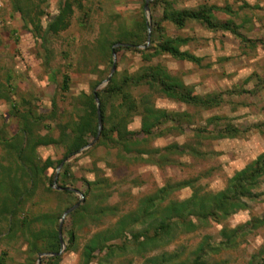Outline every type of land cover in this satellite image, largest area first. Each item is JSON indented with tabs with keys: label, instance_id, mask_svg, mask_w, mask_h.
Instances as JSON below:
<instances>
[{
	"label": "trees",
	"instance_id": "obj_1",
	"mask_svg": "<svg viewBox=\"0 0 264 264\" xmlns=\"http://www.w3.org/2000/svg\"><path fill=\"white\" fill-rule=\"evenodd\" d=\"M7 1L13 12L20 15L24 30L34 36L39 46L36 54L48 81L56 86L59 94L67 95L71 87L68 72L70 65L53 68L54 56L49 45L52 38L70 27L75 11L82 12L78 21L79 24L83 22L87 16L83 12V0H57L58 10L52 17L47 16L43 9L50 0ZM140 1L142 9L146 1H149L150 9L161 5L158 20L152 16L150 44L145 47L148 26L142 17L141 23L135 24L129 31L121 32L116 39L109 35L101 36L97 49L101 58L108 59L109 65L112 64V51L124 49L137 53L142 66L133 74L125 72L120 76L113 75L102 89H94L90 93L81 92L72 98L75 111L66 116L65 111L60 113L62 119L55 124L58 130L56 137L50 134L51 122H55L59 115L55 97L51 99L48 114L37 112L31 102L25 99L21 105L10 102L9 114L17 120L18 131L8 136L0 128V246L17 239L25 246L24 264H36L39 254L52 255L60 250L59 220L66 210L76 204L71 203L74 192L68 189L77 181L67 162L69 159L89 154L99 146L115 149L117 157L127 164L140 162L160 168L182 165L174 156H203L197 148L199 140L192 144L187 142L163 148L149 147V142L153 139L172 131L181 134L192 123V116L186 112L158 108L155 105L157 96L195 109L215 108L222 102L221 94L206 97L195 94L191 86L173 76L165 65L154 63L155 59L163 56L195 65L201 63V58L182 50V47L190 43V38L166 34L167 26L181 30L188 22H196L209 31L227 32L243 43L254 46L259 43L264 47L263 41L246 38L232 21H221L215 17V12L229 11L228 8L204 4L197 9H176L174 6L177 0ZM45 17L48 18L43 24L42 19ZM116 44L120 46L113 49ZM94 96L99 101L102 129L94 147L84 149L97 136L98 118ZM135 117L140 119V129L137 132L129 129ZM224 120L226 118L210 117L207 124L213 125V129L200 127L193 130V134L197 139L206 134L205 138L216 140L236 138L242 134L243 131L230 123L219 127ZM41 128L46 129L47 133L40 134ZM46 146L60 148L62 159L42 160L37 149ZM81 149L84 150L80 151ZM61 163L62 172L58 175L55 188V174L51 177L47 172L49 169H57ZM93 171L94 180L79 178L78 181L84 188L81 192L84 200L66 217L69 222L62 227L64 253L76 251L83 237L77 264H113L114 260L128 254L133 256L128 264H222L223 262L211 263L209 258L234 249L240 240L264 226V216L252 218L235 228L223 227L219 232L220 241L216 243L212 242L210 236H203L196 249L190 253L186 254L182 248L177 252L165 251L158 254V250L170 245L181 235L209 228L212 223L221 224L239 210L248 209L249 202L263 201V194L258 189L264 178V153L229 178L221 191H208L198 185V179L202 175L168 181L152 193L139 198L135 206L127 210H123L119 204L109 203L113 195V183L100 176L96 168ZM41 186L67 202L59 214L32 212L31 202ZM186 188L192 190L188 198L179 200L174 197L176 192ZM78 200L79 198L77 202ZM107 223L108 226H105ZM7 255L6 252H1L0 263ZM261 255L253 256L248 264H264V257ZM61 257L62 255L43 257L41 264H60ZM133 258L136 260L133 261Z\"/></svg>",
	"mask_w": 264,
	"mask_h": 264
},
{
	"label": "rangeland",
	"instance_id": "obj_2",
	"mask_svg": "<svg viewBox=\"0 0 264 264\" xmlns=\"http://www.w3.org/2000/svg\"><path fill=\"white\" fill-rule=\"evenodd\" d=\"M57 2L53 0L46 7L47 10L50 9L46 12L48 16L57 13ZM83 3L85 6L83 12L87 14L83 22L79 24L78 21L83 15L82 12L75 11L70 27L59 36L52 38L49 45L54 56L53 68L70 65L68 71L71 78L70 92L62 95L43 73L41 60L36 54L39 46L32 34H23L26 45L21 51L15 52V31L12 32L15 13L9 1L0 0V128L8 136L18 131L17 120L9 114L10 102L21 104L25 99L31 102V106L37 112L48 114L51 110V99L55 97L59 115L55 122H51L50 134L56 137L58 130L55 124L62 119L60 113L65 111L66 116L75 111V102L72 98L81 92L90 93L94 89H102L105 86L104 80L110 75L112 64L109 65L107 58H101L97 49L101 36L109 35L116 39L121 32L129 31L135 27V24L141 23L142 17L148 26V22L152 25V16L158 20L161 14V5L154 6L153 9L148 7V12H145L140 0H83ZM204 4L228 8L229 11L215 12V17L221 21H232L246 38L264 42V0H177L174 7L197 9ZM45 21L44 18L43 24ZM166 34L190 38V43L182 47V50L201 58V63L195 65L169 56L157 58L154 63L165 65L173 76L191 86L195 94L201 97L221 94L222 102L215 108L195 109L157 96L155 105L158 108L186 112L192 116V123L186 126L181 134L172 131L161 138L153 139L149 142V147L163 148L170 144L182 145L187 142L192 144L199 140L197 148L201 150L203 156H174L183 164L160 168L140 162L127 164L117 157L115 149L99 146L89 154L77 155L68 161L65 160L70 163L71 172L77 180L72 183L70 189L83 192L84 188L78 181L79 178L94 180L93 170L96 168L100 176L108 178L113 183V195L109 203L119 204L123 210H127L134 207L139 198L152 193L168 181L202 175L198 179V185L208 191H221L229 178L264 153V125H262L264 123V47L259 43L255 46L243 43L227 32L209 31L196 22H188L181 30L167 26ZM28 42L34 44V50H28ZM114 53V58L111 54L112 63L113 60L115 62L112 76L115 74L120 76L125 72L133 74L142 66L141 58L137 53L124 49ZM22 61L25 63L23 64ZM18 65L22 74L27 73L21 78L25 86L19 88L17 86L20 85L15 82V68L18 69ZM27 66H29L28 71ZM57 79L60 81V76ZM16 80L21 81L20 77ZM215 116L226 118L219 127L230 123L243 131L242 134L236 138L218 140L205 138L206 134H204L205 137L197 139L193 130L200 127L212 130L213 125L208 126L207 120ZM129 129L134 132L139 131L138 117L132 120ZM39 133L44 135L47 130L41 128ZM95 143L90 148L94 147ZM37 153L42 160L62 159V151L56 146L39 147ZM56 171L57 169H49L47 175L52 177L56 175ZM258 190L263 194L261 198H264V178ZM191 191L189 188L183 189L176 192L174 197L179 200L186 199ZM78 198L79 195L74 193L71 203H77ZM66 204L61 196L50 193L41 186L31 202V209L34 213L44 211L57 215ZM248 205V209L239 210L221 224L212 223L209 228L198 230L193 234L181 235L170 245L158 250V254L165 251L177 252L182 248L186 254L190 253L196 249L203 236H210L212 242L216 243L220 241L219 232L223 227L235 228L252 218L264 216V200L249 202ZM68 222L69 219L65 218L63 225ZM83 242L81 237L76 251L63 253L60 264H77ZM5 245L2 244L0 251L4 250ZM8 245V255L4 257L5 264H24L25 247L22 243L14 238ZM262 251H264V226L246 236L244 240H240L234 249L210 257L209 261L223 262L222 264H248L255 255L262 254L263 258ZM132 257L129 254L125 255L124 258L114 260L113 264H128Z\"/></svg>",
	"mask_w": 264,
	"mask_h": 264
},
{
	"label": "water",
	"instance_id": "obj_3",
	"mask_svg": "<svg viewBox=\"0 0 264 264\" xmlns=\"http://www.w3.org/2000/svg\"><path fill=\"white\" fill-rule=\"evenodd\" d=\"M148 2L149 1H146L145 4H144V11L145 12H148ZM150 40H151V27H150L149 22H148L147 39H146V45H145V47H147L150 44ZM119 45L120 44L114 45L113 49L115 47L119 46ZM114 56H115V53H114V51H112V57L114 58ZM114 70H115V62L113 60L110 75L107 77L106 80H104V82H103L104 84H107L109 82L110 78L112 77V74H113ZM94 97H95V103H96V108H97V118H98L97 119V136H96L95 140L93 142H91L88 146H86L84 149L90 148L98 140L99 135H100V132H101V129H102V123H101V117H100V109H99V101H98V98L96 96H94ZM84 149H81L80 151H82ZM62 165H63V163L59 164V166L57 168L56 175H55V178H54V187L56 186L57 178H58V175H59V170L62 167ZM57 189L58 190H62V188H57ZM68 189L70 191H73L77 195H79V200H78V202L74 206H72L71 208H69L68 210H66L62 214V216H61V218L59 220L58 237H59V241H60V250H59L58 253L52 254V255L51 254H39L36 264H41V258H43V257L61 256L64 253V251H65V244H64V241H63V238H62V225H63V221H64V219L70 213H72L73 211H75L82 204V201L84 200V197H83V195L80 192H78L77 190H74V189H70V188H68Z\"/></svg>",
	"mask_w": 264,
	"mask_h": 264
},
{
	"label": "crops",
	"instance_id": "obj_4",
	"mask_svg": "<svg viewBox=\"0 0 264 264\" xmlns=\"http://www.w3.org/2000/svg\"><path fill=\"white\" fill-rule=\"evenodd\" d=\"M53 0H50L48 3H47V5H45V8H44V10H45V12H48L50 9H46V7L49 5V3H51ZM58 3V2H57ZM47 14V13H46ZM48 16V15H47ZM49 17H52V16H49ZM48 17H45V19H47ZM44 19V18H43ZM43 19H42V21H43ZM12 27H13V30H12V32H14L15 31V40H14V43H15V41H18L17 42V44H15V52H17V51H21V49H23V47L26 45V44H24L25 42H24V40L25 39H23L25 36H23V34L24 33H27V34H29L30 32H28V31H26V30H24V28H23V22H22V20H21V18H20V15L19 14H17V13H15V24L13 23L12 24ZM31 34V33H30ZM27 39V38H26ZM27 46H28V50L29 49H33L34 50V44L33 45H31V44H29V42H28V44H27ZM22 63L24 64L25 63V61H22ZM20 64V63H19ZM21 65V64H20ZM18 69H16L15 68V82H17L20 86H17L18 88L19 87H21V86H25V84H24V82H22L23 81V79H21L23 76H25V75H27V73H21L20 72V66L18 65V67H17ZM29 70V66H27V71ZM20 77V80L21 81H19V80H16L17 78H19ZM28 80V79H27ZM21 99H24V98H21ZM15 104H17V105H21L19 102L18 103H16L15 102ZM3 244V243H2ZM2 244H1V246H2ZM5 244V243H4ZM9 242L8 243H6V245H5V248H4V250H1L0 251V256H1V252L3 251V252H6L7 253V251H8V247H9ZM0 246V247H1ZM25 247V246H24ZM0 264H5V261H4V259H3V262L2 263H0Z\"/></svg>",
	"mask_w": 264,
	"mask_h": 264
}]
</instances>
